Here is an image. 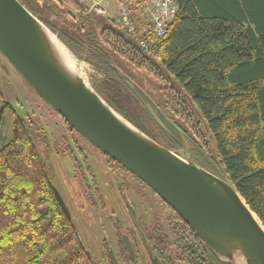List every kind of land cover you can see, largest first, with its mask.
<instances>
[{
    "label": "trees",
    "instance_id": "1",
    "mask_svg": "<svg viewBox=\"0 0 264 264\" xmlns=\"http://www.w3.org/2000/svg\"><path fill=\"white\" fill-rule=\"evenodd\" d=\"M19 1L72 56L103 73L95 88L114 110L149 137L157 140L159 130L175 142L119 75L112 53L161 81L165 73L169 83L162 87V110L183 128L190 159L214 174L224 173L264 226V0H175L177 12L166 34L152 40L148 50L112 19L82 9L70 17L69 27L60 28L43 16L39 4ZM54 7L47 9L59 16ZM5 110L13 120L10 137L0 147V264H99L51 187L54 152H66L73 169L89 172L86 156L67 137L63 151L53 148L39 120L18 115L4 100L0 137ZM93 186L88 181L84 195ZM158 199L165 229L156 218L148 237L152 250L166 264H222ZM105 261L112 264L109 257Z\"/></svg>",
    "mask_w": 264,
    "mask_h": 264
},
{
    "label": "water",
    "instance_id": "2",
    "mask_svg": "<svg viewBox=\"0 0 264 264\" xmlns=\"http://www.w3.org/2000/svg\"><path fill=\"white\" fill-rule=\"evenodd\" d=\"M0 54L66 123L177 212L222 264H264V226L258 217L224 173L214 174L190 159L179 128L122 71L116 68L157 123L179 142L178 152L114 110L70 63L74 56L56 35L19 0H0ZM51 187L70 218L61 193ZM152 262L160 264L156 257Z\"/></svg>",
    "mask_w": 264,
    "mask_h": 264
},
{
    "label": "rangeland",
    "instance_id": "3",
    "mask_svg": "<svg viewBox=\"0 0 264 264\" xmlns=\"http://www.w3.org/2000/svg\"><path fill=\"white\" fill-rule=\"evenodd\" d=\"M26 1L39 4V7L43 9V16L49 18V20H56V24L60 28L69 27L72 24L73 21L70 17L76 18L78 16L79 11L82 10V8H80L81 5L86 12L95 15L98 14L107 19H115V6L113 2L109 3L106 13L102 14L90 8V0H77L81 4L76 2V0ZM54 6L56 10L60 12L59 16H56L47 9ZM73 60L76 68L85 78V81L96 90L95 87H97L104 77L103 73L84 60H76L74 57ZM112 62L113 66L128 76L144 90L160 108H163L162 87L169 83L165 78V73H163V79L161 81L147 74L144 70L133 66L114 53H112ZM0 93L2 99L8 102L18 115L24 116L27 114L31 119H37L41 122L50 137L53 148L55 146L57 150L63 151L64 143L62 144V142L64 137H67L71 146L76 143L81 148L82 153L88 157L94 179L103 192V210L99 209L98 206L89 205L86 198L81 196L79 188L71 175L72 164L66 152H54L52 154L53 157L51 160L54 166L53 182L69 208L70 216L77 227V231L84 245L93 255L100 258L99 247L102 237L107 236L109 240H111V234L112 237L114 235V229L110 223H106L105 229L104 227L102 228V224L105 222V213H110L111 210L116 211L121 217L120 225L123 230H126L125 227L131 224L129 218L124 215V205L118 202V198L112 188V186L118 185V182H121L124 178L107 167L105 159L101 158L102 154L92 144L77 131L68 129L62 117L36 94L1 54ZM12 120L13 115L8 110H5L2 114L1 121L0 147L6 143L10 137ZM206 140L209 141L208 136H206ZM124 174L129 176L127 173ZM129 177L130 179L133 178L131 175ZM110 184L112 186H110ZM163 227L165 229L164 224ZM148 262L147 258L139 257L138 260L135 261V264H149ZM99 264H101V262Z\"/></svg>",
    "mask_w": 264,
    "mask_h": 264
},
{
    "label": "flooded vegetation",
    "instance_id": "4",
    "mask_svg": "<svg viewBox=\"0 0 264 264\" xmlns=\"http://www.w3.org/2000/svg\"><path fill=\"white\" fill-rule=\"evenodd\" d=\"M80 8L83 9L82 6H80ZM160 109L162 110V108ZM163 113L167 116L164 111ZM169 119L171 120V118ZM173 123L175 124V122ZM194 124L199 126V124H197L196 122ZM175 125L179 128L180 131L181 129L183 130V128H181L179 124ZM194 129L197 130L198 133H200V127H196ZM157 133L159 136H157V140H154L158 143L174 152H178L180 149H182L181 145L174 137L173 139L176 143L170 141L169 137L165 136L163 132L157 130ZM172 145L174 147H172ZM185 153L189 155V147L186 145V143ZM86 158L89 163L90 161L87 156ZM101 158L105 159V163L107 164L108 168L124 178L121 182H118V185L112 186L110 184V186H112L113 192L118 198V202L124 205V215L129 218L131 224L125 227L126 230H123L120 225V215L114 210H111L110 213L106 212L105 222H103L102 228L104 227L105 229L106 223H110V225L114 229V235L112 237L111 234V240H109L107 236L102 237L99 247L100 258H97L96 255H92L95 256L99 263L101 262V264H106V261L104 263L105 257H109L112 264H135V261H137L139 257L147 258L149 264H153V257H156L159 260L160 264H166L165 260H163L164 258L158 255L155 250H152L148 239L150 235V229L152 228V225L154 224L156 218L159 219V223L162 224L163 222V224L165 225L162 215V205L159 202L158 195L145 182L125 169L118 162L117 164H110L105 156L102 155ZM89 166V172H87L83 168L82 170H75L72 168L71 175L72 177L75 175V178L73 177L74 182L78 186L81 196L86 198V200L89 202V205L98 206L99 209L103 210V192L98 187L94 179L90 163ZM123 172L127 173L129 176L131 175L133 178L130 179V177L125 175ZM89 174L91 175L89 176ZM88 176L89 178L87 179ZM88 181L91 186L92 183H94L93 188L95 187L96 189L92 190L91 194L84 195L85 187ZM126 200L129 202L130 206L127 205ZM124 236H126L130 247L125 242V239L123 238ZM103 245L105 249L103 248ZM147 245L149 247L150 253Z\"/></svg>",
    "mask_w": 264,
    "mask_h": 264
},
{
    "label": "built area",
    "instance_id": "5",
    "mask_svg": "<svg viewBox=\"0 0 264 264\" xmlns=\"http://www.w3.org/2000/svg\"><path fill=\"white\" fill-rule=\"evenodd\" d=\"M90 8L105 14L110 2L115 6L114 22L143 50L166 34L177 5L175 0H90Z\"/></svg>",
    "mask_w": 264,
    "mask_h": 264
},
{
    "label": "bare ground",
    "instance_id": "6",
    "mask_svg": "<svg viewBox=\"0 0 264 264\" xmlns=\"http://www.w3.org/2000/svg\"><path fill=\"white\" fill-rule=\"evenodd\" d=\"M70 63L73 65V64H74V61L71 59V60H70Z\"/></svg>",
    "mask_w": 264,
    "mask_h": 264
},
{
    "label": "crops",
    "instance_id": "7",
    "mask_svg": "<svg viewBox=\"0 0 264 264\" xmlns=\"http://www.w3.org/2000/svg\"><path fill=\"white\" fill-rule=\"evenodd\" d=\"M1 96V95H0ZM0 100H3L1 97H0ZM2 124V123H1ZM1 138V137H0Z\"/></svg>",
    "mask_w": 264,
    "mask_h": 264
}]
</instances>
